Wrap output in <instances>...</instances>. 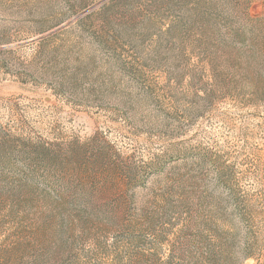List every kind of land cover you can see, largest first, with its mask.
Here are the masks:
<instances>
[{
    "label": "rangeland",
    "instance_id": "obj_1",
    "mask_svg": "<svg viewBox=\"0 0 264 264\" xmlns=\"http://www.w3.org/2000/svg\"><path fill=\"white\" fill-rule=\"evenodd\" d=\"M0 264H264V0H0Z\"/></svg>",
    "mask_w": 264,
    "mask_h": 264
},
{
    "label": "trees",
    "instance_id": "obj_2",
    "mask_svg": "<svg viewBox=\"0 0 264 264\" xmlns=\"http://www.w3.org/2000/svg\"><path fill=\"white\" fill-rule=\"evenodd\" d=\"M252 247L250 248V246H248L247 245V247H246V251H247V255L250 257V256H252Z\"/></svg>",
    "mask_w": 264,
    "mask_h": 264
}]
</instances>
